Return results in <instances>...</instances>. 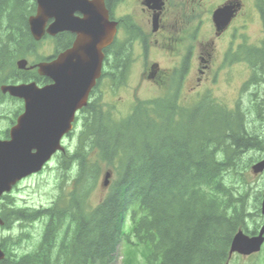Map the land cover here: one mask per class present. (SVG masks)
<instances>
[{"label":"trees","instance_id":"trees-1","mask_svg":"<svg viewBox=\"0 0 264 264\" xmlns=\"http://www.w3.org/2000/svg\"><path fill=\"white\" fill-rule=\"evenodd\" d=\"M257 2L264 23V0ZM35 11L33 0L0 4V83H49L16 67L38 46L28 24ZM241 53L252 70L244 89L264 85V42L243 46ZM120 61L124 64L125 57ZM128 68L119 60L108 66L117 87L124 85ZM78 121L77 145L64 161L76 170L73 190L36 210L13 208L14 200L5 196L0 215L6 229L36 221L44 228L29 253L13 254L2 243L7 256L0 264H114L123 243L130 264L138 252L147 264H226L238 230L257 233L261 222L253 216L260 214L263 190L250 212L242 157L264 152V139L248 131L250 121L239 104L232 110L206 95L188 109L177 94L166 95L138 102L118 120L93 92ZM101 164L113 167L116 177L103 201L90 208ZM228 175L234 180L227 182Z\"/></svg>","mask_w":264,"mask_h":264},{"label":"rangeland","instance_id":"rangeland-1","mask_svg":"<svg viewBox=\"0 0 264 264\" xmlns=\"http://www.w3.org/2000/svg\"><path fill=\"white\" fill-rule=\"evenodd\" d=\"M215 2V3H214ZM222 2V0H212L208 9L203 13L204 19L211 22V13L215 8V4ZM245 22L247 26L241 30V33L236 34V38L232 37L230 32L225 33L221 38L215 37V28L205 29L201 32L199 42L207 43L217 48L221 53L224 52L226 44L229 40H233L236 51L233 52V56H229L228 59L236 60L234 56L238 52L239 47L247 44L250 46L261 45L264 40L263 23L260 19L258 9L253 0H245ZM124 9V8H122ZM208 10V11H207ZM207 24V23H206ZM208 25V24H207ZM209 26V25H208ZM53 42L49 39H44L36 47L35 52L28 54L26 57L30 64H36L41 62V58L47 57L52 54ZM201 48V43L197 44ZM220 52L215 53L216 57L213 58V67H216L223 61V55ZM149 60H155L159 63L161 69H167L171 67V60L169 57L160 55V51L153 50L150 52ZM215 61H217L216 64ZM238 62L230 63L228 60L225 62L224 68L220 71V76L215 83H211L209 88L215 99L228 108H235L237 104L245 111L250 121L248 131H256L257 135L264 139V85L260 84L259 87L248 86L244 89L246 83L249 81L252 70L250 66L242 59ZM145 65V59L143 53L139 49H135L133 53V62L130 66L129 77L124 87H115L112 82L107 78L104 79L97 88L96 94L101 97L104 108H115L116 118L124 119L128 117L134 107V104L138 100H149L155 97L165 95L164 89H159L156 84L148 81L144 74H142L143 66ZM201 63H197V66H193L190 75L186 79L183 92L180 94V98L183 104L188 107H192L199 99L200 94L195 89L199 88L202 95L208 93V89L205 92L207 84L202 81L201 87H197L196 83L201 75L198 73V69H201ZM211 67V66H210ZM211 73V68L208 70L206 78ZM168 93H172L176 87L174 84L168 85ZM166 91L168 90L167 87ZM192 91L194 94L187 92L194 88ZM256 94V97L253 96ZM258 107V109H256ZM23 109V103L20 100H11L7 97L4 100V104L0 107V131L4 132L15 123L17 116H19ZM19 112V113H18ZM77 145V134L72 137H67L64 146L68 149V152H72ZM264 158L263 151H249L242 157L245 168L248 170V182L250 188L248 197V209L250 212L255 213L251 207L255 203V197L258 192L263 190L264 192V173L254 174L252 171L253 165H255L260 159ZM63 159L55 157L52 163L41 173L34 175L14 188V190L8 194L17 208H28L32 210L50 207L57 199V197L65 196L67 198L68 193L73 190V177L76 175V171H72L71 167L65 170L63 166ZM250 160V164L249 163ZM248 161V162H247ZM110 173V184L113 183L116 177V172L113 167L101 164L100 180L95 190L89 196L90 208L96 207L106 197L109 188L104 186L105 175ZM234 180L233 175L226 177L227 182ZM262 192V194H263ZM5 199L0 200V206L6 204ZM257 222L263 221L261 213L253 216ZM253 218H250L252 220ZM127 224V232H130V218ZM250 220L247 224L248 229H251ZM43 224L41 221L34 223H16L10 229L0 228V246L5 244L13 254L21 255L26 254L34 249L40 242ZM20 241V242H19ZM19 242V243H18ZM129 247L126 243H123L116 257L114 264H130L127 261ZM135 264H147L141 253L138 252ZM227 264H264V256L262 252L252 257H242L239 255H233Z\"/></svg>","mask_w":264,"mask_h":264},{"label":"water","instance_id":"water-1","mask_svg":"<svg viewBox=\"0 0 264 264\" xmlns=\"http://www.w3.org/2000/svg\"><path fill=\"white\" fill-rule=\"evenodd\" d=\"M105 0H36V14L30 17L32 36L40 41L46 33L55 36L72 31L78 39L72 49L61 54L53 62H42L38 73L52 83L40 87L35 82L21 85H5V94L25 102L24 113L11 129L10 140L0 141V196L12 191L24 178L40 172L59 150L62 138L73 130L76 113L87 106L92 89L101 77L103 49L116 35V26L108 20ZM85 18L80 20L75 14ZM232 7L224 6L214 12L213 20L222 31L232 18ZM54 22L47 28L48 21ZM26 60L17 65L24 70ZM33 67V68H34ZM255 174L264 172V160L253 166ZM110 174L104 186L109 184ZM264 216V196L262 202ZM4 222L0 218V225ZM264 244V224L258 235L249 237L239 231L231 246L230 255L244 256L261 251ZM5 252L0 248V261Z\"/></svg>","mask_w":264,"mask_h":264},{"label":"flooded vegetation","instance_id":"flooded-vegetation-1","mask_svg":"<svg viewBox=\"0 0 264 264\" xmlns=\"http://www.w3.org/2000/svg\"><path fill=\"white\" fill-rule=\"evenodd\" d=\"M2 1L0 0V4ZM211 1L105 0L108 20L116 25L117 34L113 42L103 49L104 68L100 81L106 78L112 81V74L105 68L109 65H115L118 60L119 65L130 68L133 62V53L137 48L143 53L145 59L142 74L157 86L169 87V84H174L176 85L175 91L183 92L184 84L192 67H196L199 62L202 65L201 69H198L201 78L198 79L196 86L200 87L204 80L208 83L205 91L211 90L209 86L218 80L226 55L228 56L230 52L237 49H235L232 40L227 42L223 53L212 45L198 41V35L205 29H210L213 24L209 20L206 21L203 16ZM223 5L232 6L234 14L229 26L223 32L216 33L217 37H221L227 32L236 36L247 26L244 24L245 0H222L217 7ZM258 12L261 17L260 8H258ZM75 16L80 20L85 18V15L80 12H77ZM53 22L54 20L50 19L48 25ZM47 39L54 43L52 54L48 56V61L51 62L58 55L67 53L73 48L78 39V34L72 31H64L55 36L48 35ZM198 43H201V48L198 47ZM153 50L160 51V55L164 57H169L172 62L171 67L164 70L160 68L157 61L149 60L150 52ZM217 52L223 55V61L213 67V58L216 57L215 53ZM122 57H125L124 64L120 61ZM216 63L217 61L214 64ZM210 68L211 73H208L209 75L204 78ZM34 71L33 69L32 72ZM1 86L2 83H0V107L5 100ZM193 89L195 87L187 91L189 95L193 93ZM10 128L4 132L0 131V141L10 139Z\"/></svg>","mask_w":264,"mask_h":264},{"label":"bare ground","instance_id":"bare-ground-1","mask_svg":"<svg viewBox=\"0 0 264 264\" xmlns=\"http://www.w3.org/2000/svg\"><path fill=\"white\" fill-rule=\"evenodd\" d=\"M111 252V251H110Z\"/></svg>","mask_w":264,"mask_h":264}]
</instances>
